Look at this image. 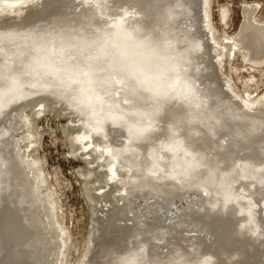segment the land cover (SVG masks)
<instances>
[{
    "label": "bare ground",
    "instance_id": "obj_1",
    "mask_svg": "<svg viewBox=\"0 0 264 264\" xmlns=\"http://www.w3.org/2000/svg\"><path fill=\"white\" fill-rule=\"evenodd\" d=\"M206 1L0 0V264H61L27 153L38 106L76 129L100 192L115 187L78 264H264V95L238 97L221 74ZM255 10L234 39L263 67ZM175 199L190 200L176 217Z\"/></svg>",
    "mask_w": 264,
    "mask_h": 264
},
{
    "label": "rangeland",
    "instance_id": "obj_2",
    "mask_svg": "<svg viewBox=\"0 0 264 264\" xmlns=\"http://www.w3.org/2000/svg\"><path fill=\"white\" fill-rule=\"evenodd\" d=\"M206 5L208 6L209 26L212 38L219 42L224 50L221 62V74L232 85L238 97L251 102L263 96L264 66L252 67L247 62V59H245V54L239 49L234 37L241 25L242 9L246 6L255 7V20L264 23V0H207ZM39 107L37 108L40 110L35 109V111L37 110L36 115H33L34 113L32 114L33 116L31 115L32 123L28 132L32 137V142L27 149V153L37 164L43 183L40 190L51 201L54 220L62 232L61 264H78L83 255L87 240L90 234H92V227H94L95 222L98 220L102 224V219L99 218L101 217L100 210H104V214L108 217L111 215L110 212H105V207L107 206L108 208L115 204L113 200V195L116 194L115 187L106 188L104 193L100 192L105 187V174L100 171V168L95 166L94 162L90 163L92 160H87L88 154L85 155L83 150L79 149L78 144L75 145L69 141L70 138H74L76 129H70L69 120L60 112L56 113L48 110H45V112ZM73 130L74 132H71ZM116 139L118 140V138ZM20 145L22 146L23 142ZM80 153L81 155H79ZM91 164L94 165V170L90 168ZM190 195L189 199L192 196L193 199L197 196L194 193H190ZM97 200L100 201L98 202ZM141 200L136 203H141ZM110 203L111 205L109 206ZM174 203L179 207L177 212L176 210L174 211L172 206L168 207L161 202L153 205V207H157L156 205L163 207L161 208L164 215L160 212L162 214L160 216L162 221L164 220L163 216L170 217L171 215L169 212V215L166 213L168 208H172V214H175L174 216L176 217L180 213H183L184 207L188 205L185 200L180 199H175ZM143 206H145L144 202L141 205L143 213L146 212L147 215L144 214V218L147 219L146 221L150 220L149 222H153V219L148 216V212ZM179 219L177 218L176 220ZM172 222L162 223L172 225ZM128 223L126 222V225ZM189 224L187 223L186 225L184 223L185 227ZM191 226L193 225L188 226L189 230ZM185 227L183 229H187ZM120 231H111L108 238L104 237V239L107 238L108 241L111 238L110 242H119L121 241V239H118L119 236L122 237L126 233V230ZM157 248L161 252L163 251L161 247Z\"/></svg>",
    "mask_w": 264,
    "mask_h": 264
},
{
    "label": "water",
    "instance_id": "obj_3",
    "mask_svg": "<svg viewBox=\"0 0 264 264\" xmlns=\"http://www.w3.org/2000/svg\"><path fill=\"white\" fill-rule=\"evenodd\" d=\"M259 261V257L254 258L253 264H256ZM261 261V260H260Z\"/></svg>",
    "mask_w": 264,
    "mask_h": 264
}]
</instances>
